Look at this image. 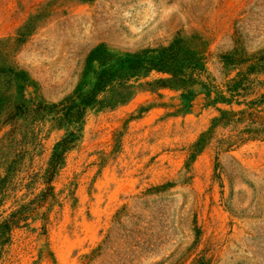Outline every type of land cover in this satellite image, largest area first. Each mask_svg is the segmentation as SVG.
Listing matches in <instances>:
<instances>
[{"label": "rangeland", "instance_id": "1", "mask_svg": "<svg viewBox=\"0 0 264 264\" xmlns=\"http://www.w3.org/2000/svg\"><path fill=\"white\" fill-rule=\"evenodd\" d=\"M175 38L204 52L196 82L63 118L100 69ZM0 51L22 74L18 124L0 116V264H264V0H0ZM251 66L249 94L219 100Z\"/></svg>", "mask_w": 264, "mask_h": 264}, {"label": "trees", "instance_id": "2", "mask_svg": "<svg viewBox=\"0 0 264 264\" xmlns=\"http://www.w3.org/2000/svg\"><path fill=\"white\" fill-rule=\"evenodd\" d=\"M106 50L102 45L93 49L89 55L88 60L99 61L100 65L104 67L108 60L105 55ZM199 44L191 46L188 41L180 38H175L168 45L161 46L155 49H146L135 53L128 61V65L120 71H109L102 68L95 74L96 81L92 90L78 98L81 94L74 92L62 104L61 109L64 112L63 118L69 122H77L81 116L82 110L85 107L94 108H111L116 105L128 101L134 91V88L144 89L145 87H181L187 84L196 82L193 78L195 73H199L203 69L204 56ZM254 68L249 69L240 74L236 80L229 81L226 85V91H218L217 98L223 102L236 101L238 97H245L249 94L252 86V79L249 77V71L252 72ZM154 71L165 75L153 82L131 83V78L139 75V72L149 73ZM250 72V73H251ZM22 74L17 65H14L8 59V55L0 51V116L5 117V122L15 127L18 124L17 118L20 117L21 107L15 104V97L12 94L13 83L21 79ZM78 98V105H71L72 99ZM249 105L253 101L247 102ZM45 106V105H44ZM82 107V108H81ZM248 108H251L250 106ZM246 113L245 110L239 112L221 111V116L215 118L212 122V128L223 120L228 121L226 116H234L237 114ZM250 114V113H249ZM206 133H203L194 144L195 152L200 151L202 143L205 139ZM69 138H64L57 142L53 148V153L49 161V167L54 169L55 165L62 157V151L68 148ZM196 264H206L202 261H197Z\"/></svg>", "mask_w": 264, "mask_h": 264}]
</instances>
